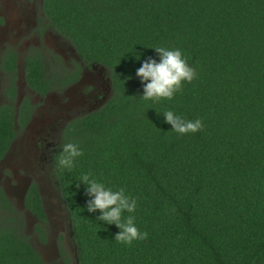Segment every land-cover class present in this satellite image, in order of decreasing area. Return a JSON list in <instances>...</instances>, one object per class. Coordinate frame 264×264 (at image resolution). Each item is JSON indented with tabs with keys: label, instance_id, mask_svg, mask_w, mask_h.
Instances as JSON below:
<instances>
[{
	"label": "trees",
	"instance_id": "trees-1",
	"mask_svg": "<svg viewBox=\"0 0 264 264\" xmlns=\"http://www.w3.org/2000/svg\"><path fill=\"white\" fill-rule=\"evenodd\" d=\"M43 11L86 63L108 70L111 82L103 105L66 123L49 159L74 262L264 264V0H43ZM157 46L179 48L196 77L172 100L146 101L136 70L149 56L159 61ZM25 61L30 88L45 94L59 86L60 75L44 62L30 55ZM9 65L0 160L29 106L26 98L14 105L16 62ZM78 77L76 69L61 85ZM167 110L201 119L202 130L176 133L163 116ZM67 142L83 151L71 170L57 162ZM86 173L137 198L135 212L122 217L133 215L146 239L130 246L115 241L120 229L97 220L99 210H87L90 197L79 181ZM23 204L37 217L43 240L48 218L36 184ZM22 228L15 203L0 187V264H43Z\"/></svg>",
	"mask_w": 264,
	"mask_h": 264
},
{
	"label": "flooded vegetation",
	"instance_id": "flooded-vegetation-1",
	"mask_svg": "<svg viewBox=\"0 0 264 264\" xmlns=\"http://www.w3.org/2000/svg\"><path fill=\"white\" fill-rule=\"evenodd\" d=\"M48 23L43 11V0H24L22 2L20 0H0V106L10 102L8 93L12 87V74L6 69V65H9L11 61L16 62L14 81L17 95L14 104L16 109L26 98L20 93L22 89L29 92V98L33 95L39 99L38 102L44 106V109H38L31 98L27 97L29 106L25 124L16 125L15 129L21 130L26 139L38 149L45 148L43 145L48 143V137L51 134H54V140L56 137L59 138L66 123L75 116L81 115V107H86L85 113L96 110L105 103L104 101H107L111 94L109 76L107 83L97 74V70L106 68L98 64L86 63L71 42ZM19 40L21 45L18 44ZM46 40L50 41V45H46ZM47 48L53 50L54 54H49ZM13 54H15L14 60L12 59ZM27 55L44 63L64 62V67L54 71L55 78L60 75L59 80L55 82L59 86L48 90L45 94H40L30 88L26 83L24 73V62H26ZM76 69H79V77L62 86L60 78L69 75ZM57 88H60L59 91L55 90ZM53 92L62 93L63 96H66V101L62 102L58 97L50 96ZM71 93H78L79 96L76 94L77 98L71 99L69 98ZM46 109L48 110L46 111ZM61 123H63L59 129L61 132L57 136V129ZM21 140L23 139L21 138ZM7 155L8 152L3 158H6ZM26 184L13 189L17 198L21 193H26L31 186V184L28 186ZM1 188L10 198L8 191Z\"/></svg>",
	"mask_w": 264,
	"mask_h": 264
},
{
	"label": "rangeland",
	"instance_id": "rangeland-1",
	"mask_svg": "<svg viewBox=\"0 0 264 264\" xmlns=\"http://www.w3.org/2000/svg\"><path fill=\"white\" fill-rule=\"evenodd\" d=\"M20 1L22 2L24 0ZM45 43L46 45H50L49 40H46ZM18 44L21 45L20 40ZM46 50L49 54L53 53V50L50 48ZM45 65L50 74H53L54 71L60 70L65 64L64 62H57V64L45 62ZM97 74L101 76L102 80H105L107 83L109 82V73L107 69L103 68L99 71L97 70ZM60 88L55 90L59 91ZM20 93L26 96V99L27 97L28 99L31 98L33 104L38 109H44V106L38 102L39 99L35 96L31 95L29 98L28 91L22 89ZM76 94L79 96L78 93H71L69 98L76 99ZM50 96L58 97L62 102L66 101V96H63L60 92H53ZM47 110L48 109H46V111ZM85 110L86 107H81L80 114H84ZM62 124L63 123H61L57 129V136L61 132L59 129ZM53 136L54 134H51V136L48 137V143H46L45 146L43 145V147H45L44 149H38L33 143L26 139L21 130L17 129L11 148L8 150V155L0 162V186L8 191L10 198L15 203L19 211V216L23 220L22 231L35 250H37L43 258V264H76L74 259L76 258L77 252L70 236V224L67 219V212L64 204L60 200L54 177H51L52 173L48 166L51 152L55 150L56 144L60 142L61 133L59 138L56 137V140L53 139ZM21 138L23 140H21ZM46 148H48L47 151H45ZM33 183L36 184L39 189L48 218L47 223L42 225L44 232L43 240L39 239L36 230L39 222L37 217L25 208L23 204V194L21 193L17 198V194H15V190H13L16 186L22 187L24 184L28 186ZM64 258H66L68 262H65Z\"/></svg>",
	"mask_w": 264,
	"mask_h": 264
},
{
	"label": "clouds",
	"instance_id": "clouds-1",
	"mask_svg": "<svg viewBox=\"0 0 264 264\" xmlns=\"http://www.w3.org/2000/svg\"><path fill=\"white\" fill-rule=\"evenodd\" d=\"M153 48L159 56V61L149 56L136 70V75L143 84L142 98L146 101L172 100L177 92L182 93L184 82L191 83L196 77V70L189 65L179 48L166 46ZM163 116L172 126L171 129L180 135L196 133L203 128V122L199 118L189 120L171 110L165 111ZM61 149L57 157L58 166L61 169L71 170L74 167L75 158L82 156L83 151L77 143L73 142L64 143ZM79 181L86 186L85 194L90 197L86 204L87 210L89 212L99 210L101 215L96 218L97 220L115 224L120 229L115 235V241L130 246L133 241L148 237L147 232H141L136 226L133 215L122 217L125 211L135 212L137 198L126 194L123 187L115 191L112 188H106L102 182L92 178L91 173L83 174ZM76 186L79 188L80 184Z\"/></svg>",
	"mask_w": 264,
	"mask_h": 264
},
{
	"label": "water",
	"instance_id": "water-1",
	"mask_svg": "<svg viewBox=\"0 0 264 264\" xmlns=\"http://www.w3.org/2000/svg\"><path fill=\"white\" fill-rule=\"evenodd\" d=\"M23 196H24V194H23Z\"/></svg>",
	"mask_w": 264,
	"mask_h": 264
}]
</instances>
